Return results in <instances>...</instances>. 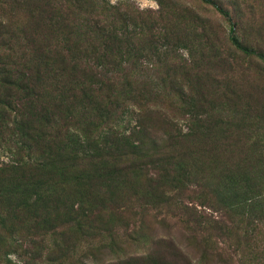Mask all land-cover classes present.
<instances>
[{"label": "trees", "instance_id": "1", "mask_svg": "<svg viewBox=\"0 0 264 264\" xmlns=\"http://www.w3.org/2000/svg\"><path fill=\"white\" fill-rule=\"evenodd\" d=\"M204 1L231 23L226 10ZM98 4L102 7L98 12H106L101 20L87 7ZM109 12L104 0H0V149L10 155L0 164V264H77L82 257L74 258L76 247L87 237L93 239L95 230L101 234L100 228L114 233L116 214L122 207L130 210V195L145 204H163L174 198L173 190L181 195L196 186L203 189L197 204L201 211L214 210V197L228 217L234 209L251 206L250 217L260 213L264 220L261 154L260 159L246 161L250 170L239 166L240 157L196 156L203 152L196 149L207 145L212 149L218 137L229 138L223 126L227 134L230 130L203 113L198 97L206 91L202 70L193 66L185 71L184 80L196 91L181 101L184 113L170 104L160 109L170 94L163 97L148 89L150 81L145 78L136 86L132 71L136 68L132 58L149 56L148 47L136 48L133 37L141 29L142 37L146 28L150 33L151 11L121 1ZM160 12L156 14L163 21ZM144 13L150 23L136 20ZM236 33V24L231 23L229 44L245 55L254 54L240 44ZM152 44L153 53H158ZM258 57L264 62V56ZM149 105L159 109L149 111ZM132 107L144 111L126 129L118 120ZM173 110L177 123L167 115ZM185 119L191 124L182 132L178 123ZM250 121L254 122L250 127L241 128L247 139L246 130L253 135L259 128L253 118ZM262 141L260 136V151ZM249 149L257 150L258 142ZM187 210L185 222H194L195 228L189 230L206 249L211 235L206 231L217 238L229 236L221 218L199 216L196 209L188 216ZM256 235L252 228L243 233L246 242ZM54 236L59 243L52 245Z\"/></svg>", "mask_w": 264, "mask_h": 264}, {"label": "rangeland", "instance_id": "2", "mask_svg": "<svg viewBox=\"0 0 264 264\" xmlns=\"http://www.w3.org/2000/svg\"><path fill=\"white\" fill-rule=\"evenodd\" d=\"M104 1L109 4V14L113 13V6L121 1H127L130 7L141 10L137 0H116L115 4H112L110 0ZM210 1L229 13L231 23L236 24V36L240 44L255 53L245 55L229 44L227 35L231 23L216 11L212 4L204 0H159L163 7L156 1L159 5L157 9L141 10L151 11L149 14L154 24L148 26L150 33L146 28L145 37L141 35L142 29L139 30V35L133 37L135 47L146 46L149 54L139 60L132 58L136 62V68L132 70L133 78L136 80V86L145 78L150 81L151 88L148 86V89L158 90L162 96L163 93L170 94L169 98L162 101L163 104L160 107L158 106L160 109L165 110L166 105L170 104L172 108H182L184 113L187 109L183 107L184 104L181 101L189 98L188 95L196 91V87H190L184 80L185 71L193 66L201 69L203 74L201 83L206 91L204 96L198 97L204 103L203 113L211 117L213 124L218 121L222 125H227L230 130L227 134L223 126V133L229 138L218 137L212 149L208 148L209 145L205 149H196L204 152H198L196 156L210 155L222 157L224 160H226L225 157H231V159L240 157L242 161L239 162L241 164L239 166L250 170L251 166L246 161L250 162L251 158L256 157L260 159V154L264 157V150L260 151V136L264 140V135H260V125L264 123V119L261 120L264 115L262 112L264 111V62L258 57V55L264 56V0ZM87 7L88 11L92 12L101 11L102 8L100 4L96 8ZM4 8L6 11L9 9L7 6ZM161 9L163 21H159L156 14ZM105 13H99L98 19L104 18ZM92 15L93 13H91V19H96ZM148 18V15L144 13L136 20L140 23L141 20L146 19L150 23ZM150 41L155 42L158 53H153L154 45ZM139 63L141 66L138 65ZM170 77L173 78L175 85ZM161 79L163 83L160 82ZM148 107L149 111L159 109L153 105ZM225 108L226 113H224ZM143 111L135 107L127 109L119 119L120 121L118 120V124L130 129L135 125L139 113L142 114ZM167 113L170 117H174L177 111ZM243 113L248 114L245 121L240 120ZM185 117L182 116V118ZM250 118L255 120L259 128L256 129L258 133L253 135L246 130L249 138L247 139L244 134L245 129L241 128L250 127L254 123L250 121ZM173 121L177 123L178 118ZM231 123L235 126H230ZM190 124L186 119L180 120L178 128L181 127L182 132H187ZM256 141L258 149H249V144ZM262 144L264 145V141ZM9 159L8 151L0 149V164ZM253 168L255 171L259 169ZM201 190L203 189L189 186V190H185V193L181 195L173 190L171 195L174 198H171L170 202L154 205L142 203L136 197L132 199L130 195V201L127 203L130 210L125 211L122 207L116 214L114 233L100 228L98 230L102 232L101 234H97L95 230L93 234L96 233V235L93 239L92 236L87 237L85 242L76 247L77 257L74 258L82 257L77 264H117L133 259H136L138 264H264V220L260 221V213L250 217L248 207L251 206H246L245 210L234 209L233 214L228 217L227 210L218 206V200L214 197L211 202L217 213L209 209L201 211L197 205L202 200L199 198ZM238 199L241 200V198ZM192 209H196L199 216L205 214L213 219L221 218L219 221L221 223L224 221L226 228L231 231L229 238H217L212 235L214 232L208 230L206 232L211 235L208 237L206 249L200 243V237L193 235L192 230H189L195 228L194 222L189 224L185 222V211L187 210L189 216ZM249 223L250 227L247 226ZM247 228L255 229L257 233V237L251 242H246L243 236ZM260 229L263 232L262 235H260ZM21 237L27 238L23 234ZM50 242L52 245L59 243V238L54 236ZM11 258L15 260L14 256ZM53 264H68V261L65 263L56 261Z\"/></svg>", "mask_w": 264, "mask_h": 264}, {"label": "clouds", "instance_id": "3", "mask_svg": "<svg viewBox=\"0 0 264 264\" xmlns=\"http://www.w3.org/2000/svg\"><path fill=\"white\" fill-rule=\"evenodd\" d=\"M112 4L116 3V0H110ZM138 6L141 10L145 8L157 9L159 5L156 3V0H137ZM16 264H20L19 261Z\"/></svg>", "mask_w": 264, "mask_h": 264}]
</instances>
